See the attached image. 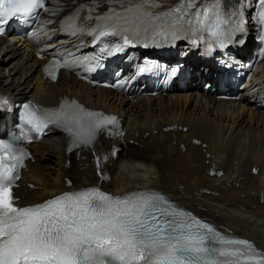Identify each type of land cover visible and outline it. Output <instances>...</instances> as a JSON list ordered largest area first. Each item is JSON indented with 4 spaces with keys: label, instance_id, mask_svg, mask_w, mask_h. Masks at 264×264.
<instances>
[{
    "label": "bare ground",
    "instance_id": "obj_1",
    "mask_svg": "<svg viewBox=\"0 0 264 264\" xmlns=\"http://www.w3.org/2000/svg\"><path fill=\"white\" fill-rule=\"evenodd\" d=\"M87 1L62 0L70 8ZM187 51L193 61L195 53ZM42 64L24 45L0 38V92L43 106L75 98L116 114L126 145L99 169L110 177L99 176L90 152L67 155L60 135L31 145L34 162H27L15 190L18 205L89 185L112 193L152 189L264 252V110L246 97L247 90L238 103L218 101L191 84L166 96L124 98L63 72L49 83L42 78ZM7 124L4 118L0 129ZM112 145L121 143L101 138L98 148Z\"/></svg>",
    "mask_w": 264,
    "mask_h": 264
},
{
    "label": "snow or ice",
    "instance_id": "obj_2",
    "mask_svg": "<svg viewBox=\"0 0 264 264\" xmlns=\"http://www.w3.org/2000/svg\"><path fill=\"white\" fill-rule=\"evenodd\" d=\"M44 7L45 0H0V34L11 19L31 18ZM208 11L203 9L204 18ZM177 12L181 9L155 17L140 13L135 21L115 13L110 30L89 34L97 40L115 31L138 36L141 31H154L155 21ZM188 15L183 12L179 20ZM201 15L197 10L199 23L204 22ZM261 15L264 17V13ZM112 18L97 17V21ZM213 35L223 37L219 23ZM131 42V37L124 35V44ZM67 64L65 61L64 66ZM56 67H60L58 62ZM70 107L71 113L61 108L38 116V110L26 105L24 122L36 133H43L50 124L59 126L74 138L76 146L92 143L103 124H116L115 117L85 112L74 102ZM24 159L25 154L11 141H0V264H264V260H254L249 254L250 242L226 238L191 217L187 221L177 219L187 216L183 211L157 215L151 196L114 198L92 189L64 194L36 206L16 207L12 189Z\"/></svg>",
    "mask_w": 264,
    "mask_h": 264
},
{
    "label": "rangeland",
    "instance_id": "obj_3",
    "mask_svg": "<svg viewBox=\"0 0 264 264\" xmlns=\"http://www.w3.org/2000/svg\"><path fill=\"white\" fill-rule=\"evenodd\" d=\"M218 225V224H217Z\"/></svg>",
    "mask_w": 264,
    "mask_h": 264
}]
</instances>
